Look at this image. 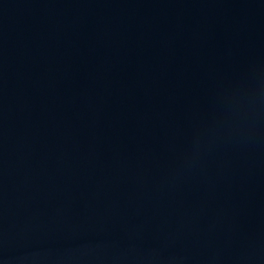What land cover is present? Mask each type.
I'll return each mask as SVG.
<instances>
[{
    "label": "water",
    "instance_id": "obj_1",
    "mask_svg": "<svg viewBox=\"0 0 264 264\" xmlns=\"http://www.w3.org/2000/svg\"><path fill=\"white\" fill-rule=\"evenodd\" d=\"M0 264H264V0H0Z\"/></svg>",
    "mask_w": 264,
    "mask_h": 264
}]
</instances>
